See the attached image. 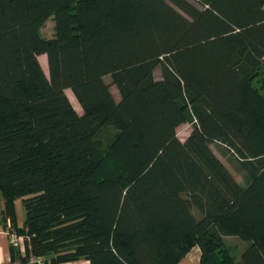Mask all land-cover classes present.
Returning a JSON list of instances; mask_svg holds the SVG:
<instances>
[{"label": "trees", "instance_id": "obj_1", "mask_svg": "<svg viewBox=\"0 0 264 264\" xmlns=\"http://www.w3.org/2000/svg\"><path fill=\"white\" fill-rule=\"evenodd\" d=\"M260 72L264 0H0V195L12 225L14 201L25 213L11 261L178 264L197 246L200 264H264Z\"/></svg>", "mask_w": 264, "mask_h": 264}, {"label": "rangeland", "instance_id": "obj_2", "mask_svg": "<svg viewBox=\"0 0 264 264\" xmlns=\"http://www.w3.org/2000/svg\"><path fill=\"white\" fill-rule=\"evenodd\" d=\"M41 35H42V37H44L46 39H50L54 36V21L52 20V18L48 19L44 23L43 27L41 28ZM39 62L41 64V67H42L44 73L48 76L46 57H44V56L40 57ZM154 75L156 78L160 77V69L159 68H157L155 70ZM105 81L107 83H110V77L109 76L105 77ZM253 84L256 88L260 89L264 94V73L263 72H260L258 74V77L253 81ZM110 89H111L115 99L118 100L119 94H118L117 89L114 86H111ZM65 94L68 97V99L71 102L74 109L76 110V112L78 114H81L82 110H81L79 104L77 103V101L75 100L71 91L66 90ZM191 129H192V127L189 124L181 125L176 130L177 138L181 142H184L185 139L189 136ZM115 133H116V131L113 128H107L101 134L98 135L97 140L99 141V143L103 149H107L109 147L113 137L115 136ZM211 149L219 157V159L227 166V168L231 171V173L236 178L237 182L240 185L244 186L245 183H244L243 179L241 178V176L239 174H237L234 171L231 163L229 162L230 160L227 158V156H223L220 153L219 148L215 144L211 145ZM246 244H247L246 242L241 241L240 239L235 238V237L225 238V245L228 248V250L230 251V254L234 258V260H236V261L240 260L241 254L244 251V249L246 248Z\"/></svg>", "mask_w": 264, "mask_h": 264}, {"label": "crops", "instance_id": "obj_3", "mask_svg": "<svg viewBox=\"0 0 264 264\" xmlns=\"http://www.w3.org/2000/svg\"><path fill=\"white\" fill-rule=\"evenodd\" d=\"M13 225L8 216H6L4 199L0 195V263L12 262L11 257L12 253L16 256L26 255L24 238L22 234H18L21 237V240L16 246H12L9 242V238L6 235L5 231L9 227H13L17 233L23 229V223L25 218L24 209L20 200L14 201L13 204ZM19 230V231H18ZM201 260V251L199 247H192L179 261L178 264H200ZM65 264H89L88 261L79 260L76 262L65 263Z\"/></svg>", "mask_w": 264, "mask_h": 264}, {"label": "built area", "instance_id": "obj_4", "mask_svg": "<svg viewBox=\"0 0 264 264\" xmlns=\"http://www.w3.org/2000/svg\"><path fill=\"white\" fill-rule=\"evenodd\" d=\"M6 235L9 238V242L12 246H16L18 242L21 240V237L17 234V231L14 228L9 227L8 230L5 231ZM0 264H23L20 262H8V263H0ZM24 264H42L41 259L35 257H29Z\"/></svg>", "mask_w": 264, "mask_h": 264}]
</instances>
